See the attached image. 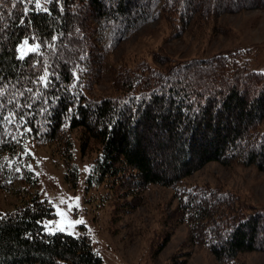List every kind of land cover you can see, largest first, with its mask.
<instances>
[{
    "label": "trees",
    "instance_id": "trees-1",
    "mask_svg": "<svg viewBox=\"0 0 264 264\" xmlns=\"http://www.w3.org/2000/svg\"><path fill=\"white\" fill-rule=\"evenodd\" d=\"M255 10L264 0H0V190L16 199L0 211V264H103L86 235L47 230L54 208L29 168L27 140L60 144L67 166L72 137L81 157L95 153L86 189L110 183L127 207L146 186L170 188L175 220L217 264L264 252V208L179 191L212 162L264 173V71L229 52L157 57L156 68L113 70L112 94L89 93L107 55L145 25L164 22L172 39L211 25L216 37L222 17ZM77 175L72 165L65 179Z\"/></svg>",
    "mask_w": 264,
    "mask_h": 264
},
{
    "label": "rangeland",
    "instance_id": "rangeland-1",
    "mask_svg": "<svg viewBox=\"0 0 264 264\" xmlns=\"http://www.w3.org/2000/svg\"><path fill=\"white\" fill-rule=\"evenodd\" d=\"M216 27V37H210L209 25L191 28L182 37L172 39L164 22L155 20L145 25L107 55L99 80L90 86L89 93L96 97L112 94L113 70L138 65L156 68L157 57L186 60L229 52L241 63L248 62L250 69L264 71V10L226 15ZM27 49L23 46L21 53ZM243 51L247 53L241 58ZM72 140V158L67 166L75 165L78 170L75 186L65 179L68 167L60 144L25 142V151L31 156L29 168L38 179V192L54 208L55 217L46 223L49 232L86 235L103 264H168L173 259H186V264H217L208 250L190 243L187 222L175 220L177 201L172 189L146 186L139 192V199L129 200L127 207L110 183L109 187L86 189L95 153L81 157L77 139ZM196 186L218 189L247 206L264 208V173L253 167L212 162L185 178L179 191ZM15 203L13 196L0 190L1 212L13 209ZM167 215L172 220L164 219ZM168 233L169 240L164 244ZM236 262L264 264V252L242 253Z\"/></svg>",
    "mask_w": 264,
    "mask_h": 264
}]
</instances>
